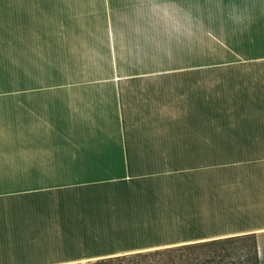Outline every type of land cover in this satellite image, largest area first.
Returning <instances> with one entry per match:
<instances>
[{"label":"crops","instance_id":"0c3cea01","mask_svg":"<svg viewBox=\"0 0 264 264\" xmlns=\"http://www.w3.org/2000/svg\"><path fill=\"white\" fill-rule=\"evenodd\" d=\"M242 235L264 264V0H0V264Z\"/></svg>","mask_w":264,"mask_h":264},{"label":"trees","instance_id":"16d2710c","mask_svg":"<svg viewBox=\"0 0 264 264\" xmlns=\"http://www.w3.org/2000/svg\"><path fill=\"white\" fill-rule=\"evenodd\" d=\"M87 264H260L255 235L98 259Z\"/></svg>","mask_w":264,"mask_h":264},{"label":"clouds","instance_id":"9594fccd","mask_svg":"<svg viewBox=\"0 0 264 264\" xmlns=\"http://www.w3.org/2000/svg\"><path fill=\"white\" fill-rule=\"evenodd\" d=\"M155 25L161 35L168 37H179L185 30V22L173 14L164 5H157L154 9Z\"/></svg>","mask_w":264,"mask_h":264},{"label":"rangeland","instance_id":"374dc122","mask_svg":"<svg viewBox=\"0 0 264 264\" xmlns=\"http://www.w3.org/2000/svg\"><path fill=\"white\" fill-rule=\"evenodd\" d=\"M175 50H176V46H175ZM175 66V65H174ZM161 115V118L165 119L164 115L163 114H160ZM147 126H150V125H147ZM151 126H159L162 128V125H151ZM176 126V125H175ZM187 127H190L191 128V124H188Z\"/></svg>","mask_w":264,"mask_h":264}]
</instances>
